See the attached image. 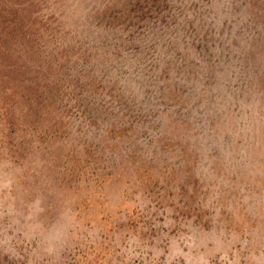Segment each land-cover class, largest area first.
Wrapping results in <instances>:
<instances>
[{
	"label": "rangeland",
	"instance_id": "1",
	"mask_svg": "<svg viewBox=\"0 0 264 264\" xmlns=\"http://www.w3.org/2000/svg\"><path fill=\"white\" fill-rule=\"evenodd\" d=\"M0 264H264V0H0Z\"/></svg>",
	"mask_w": 264,
	"mask_h": 264
}]
</instances>
